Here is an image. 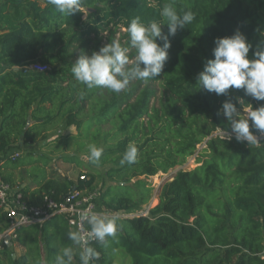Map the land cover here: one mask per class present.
Instances as JSON below:
<instances>
[{"label":"trees","instance_id":"obj_1","mask_svg":"<svg viewBox=\"0 0 264 264\" xmlns=\"http://www.w3.org/2000/svg\"><path fill=\"white\" fill-rule=\"evenodd\" d=\"M168 4L178 14L192 11L195 19L169 36V58L159 76L131 81L119 93L89 89L75 80L71 68L81 54L90 56L117 40L119 33L127 39L121 45L132 49L130 22L139 17L146 25L166 24L160 13ZM237 31L253 45L249 58H254L257 46L264 48V0H83L81 11L71 16L47 0L0 4V152L21 141L37 142L39 133L57 119L79 129L94 126L93 137L109 122L114 130L104 135L119 137L102 148L99 165H116L107 175L117 184L108 185L100 201L122 214L113 216L119 226L116 237L93 246L100 254L97 264H113L117 251L131 264H264V138L253 145L238 142L223 115L225 101L241 111L238 98L254 109L264 101L246 96L243 89L217 95L197 84L206 62L214 59L216 38ZM162 32L168 33L167 25ZM157 42L163 43L159 38ZM135 54L133 49L130 59ZM251 130L257 136L262 133ZM220 131L231 133V139ZM130 143L138 149L137 161L122 164ZM203 143L198 165L179 168L165 181L158 204L148 214H130L151 198L152 187L140 176L182 165ZM48 160L45 155L10 157L0 162V176L30 205L41 204L47 194L60 200L75 188H95V173L77 181L57 170L47 175L39 164ZM65 161L82 164L75 156ZM27 176L32 181L23 186ZM9 224L0 208V233ZM69 231L61 214L27 225L16 239L25 253L14 257L12 245L2 240L0 264H55L57 254L68 246L75 256Z\"/></svg>","mask_w":264,"mask_h":264},{"label":"clouds","instance_id":"obj_2","mask_svg":"<svg viewBox=\"0 0 264 264\" xmlns=\"http://www.w3.org/2000/svg\"><path fill=\"white\" fill-rule=\"evenodd\" d=\"M48 4L63 15L71 16L81 11L83 0H47ZM161 16L166 24L152 21L144 24L137 17L127 27L131 48L135 49L134 60L129 57V48L117 40L94 51L90 56L83 53L71 68L76 81L93 87L106 88L119 93L125 90L131 81L148 80L160 75L169 58L171 42L169 36H175L178 30L185 28L195 19L192 11L178 14L172 4L165 5ZM162 25L168 26V33L162 32ZM163 43H158L157 40ZM213 49L214 59H209L203 71L198 75L197 84L200 89L214 92L217 95L228 93L230 89H243L246 96L257 101H264V48L257 46L254 58H249L253 45L246 36L237 31L230 37L216 38ZM143 65V67H142ZM242 106L238 109L231 100L223 104V115L230 122L231 130L238 142L249 145L259 143L258 137L251 130L255 128L264 133V105L254 109L251 103L245 104L238 98ZM251 122V125H250ZM231 139V136H228ZM90 160L99 164L103 149L95 145L89 146ZM138 149L130 143L121 163L133 164L137 161ZM79 220L90 226V232L69 231L68 238L79 246L81 264H91L99 258V252L88 246L90 240L105 245L109 237L115 238L119 226L116 217L103 212H90L84 209L78 212ZM74 251L71 246L64 247L55 258V264H73ZM38 264H44L39 261Z\"/></svg>","mask_w":264,"mask_h":264},{"label":"rangeland","instance_id":"obj_3","mask_svg":"<svg viewBox=\"0 0 264 264\" xmlns=\"http://www.w3.org/2000/svg\"><path fill=\"white\" fill-rule=\"evenodd\" d=\"M6 0H0V4L3 3ZM87 15L85 14L84 18H86ZM125 31V29H122ZM122 34V33H121ZM121 34H117V41L121 43L126 42L127 39H121ZM133 50L129 49V53ZM134 60V59H133ZM32 69H39V65H32ZM160 96V93L158 94V97ZM157 98L153 99L154 103L157 102ZM114 126L111 123H106L101 126V132H98V136L96 134L95 137H93L92 133H96V127H91L89 130H86L85 128L79 129L78 127L72 125L68 126L64 121L57 119L54 124L48 126L45 128L41 133H39L38 140L35 143H23L22 141L18 144H14L11 146L7 151L0 152L3 153L4 156L7 158L10 157H33L39 158V155H45L48 157L47 164H42L40 162V167L43 168L44 172L47 175H50L53 170L59 171L62 175H66L73 179L74 181H77L79 177L83 174L88 173H95L98 176L96 186L92 190V192H97L101 196L102 193L106 190L107 186L112 184L116 185L117 181L111 179L107 175V171L111 169L112 167H115L112 162H107L104 165H97L93 164L90 160V153H89V146L95 145L98 148L108 147L110 145H113L116 143V141L119 139V137H109L106 138L104 135L108 131H113ZM221 135L226 136L227 134L224 131L219 132ZM257 136V135H256ZM42 137V138H41ZM258 140L261 138H264V133H261V135H258ZM205 146V144L199 145L198 150L191 156H189L186 161L175 168L170 169L168 172L160 171L156 175L153 176H147L142 175L139 178L146 179L149 185L152 187L151 192V198L148 200V202L141 204L137 209L135 210L136 213H140L143 211H146L150 209L151 207H154L159 202V195H160V187L161 185L167 181L170 180L169 178L174 175V173L179 169L183 168L184 170H190L195 168L198 165L197 162V156L199 155V152L201 149ZM19 153L18 156H16V153ZM75 156L78 157L82 161V164H79L77 162L71 163L65 161L66 157ZM32 165V164H31ZM28 169L33 168L34 166H27ZM33 171V170H31ZM40 173V171H37ZM16 176H18L17 180L18 183L20 182L19 177L21 174L19 173V170L16 171ZM136 179H133L135 181ZM32 181V177L27 176L25 178V182L22 184L23 186L27 183H30ZM132 181V182H133ZM101 203V201H100ZM101 204V208H102ZM104 213L108 216L112 217L116 215V212H111L110 210L103 207ZM1 247V243H0ZM12 249L16 255V257H21L25 253V248L19 243V240H15L12 243ZM113 264H131V261L127 255H124L122 252L117 251L115 253Z\"/></svg>","mask_w":264,"mask_h":264},{"label":"built area","instance_id":"obj_4","mask_svg":"<svg viewBox=\"0 0 264 264\" xmlns=\"http://www.w3.org/2000/svg\"><path fill=\"white\" fill-rule=\"evenodd\" d=\"M226 134V136L231 135V133ZM18 155L19 153L17 152L16 156ZM80 178L84 179L85 174L81 175ZM100 199L101 196L97 192L75 188L60 200L47 194L41 204L30 205L23 200L22 194L19 191L0 176V208L7 213L10 219L9 227L0 233V243L7 237H10L11 241H15L18 238L19 230L23 227L44 223L56 214L64 216L72 231L90 232V226L86 222L79 220L78 212L88 209L90 212L104 213L103 207L101 208ZM121 214L116 213L114 216H120ZM130 214H148V210L140 213L132 212ZM96 244H99V242L90 240L88 246L93 247ZM76 250L81 251L77 245H75ZM76 264H81L80 259L77 260ZM91 264H97V259H93Z\"/></svg>","mask_w":264,"mask_h":264},{"label":"crops","instance_id":"obj_5","mask_svg":"<svg viewBox=\"0 0 264 264\" xmlns=\"http://www.w3.org/2000/svg\"><path fill=\"white\" fill-rule=\"evenodd\" d=\"M6 157L4 156V154L3 153H0V162H4L6 159H5ZM14 241H12V243H13ZM79 252L80 251H78V250H76L75 251V258H74V261H75V263L77 262V260L79 259Z\"/></svg>","mask_w":264,"mask_h":264},{"label":"water","instance_id":"obj_6","mask_svg":"<svg viewBox=\"0 0 264 264\" xmlns=\"http://www.w3.org/2000/svg\"><path fill=\"white\" fill-rule=\"evenodd\" d=\"M173 176H171L169 179H172ZM5 242L8 246H11L12 245V241H11V238L10 237H7L5 238ZM14 257H16L15 253H14Z\"/></svg>","mask_w":264,"mask_h":264}]
</instances>
